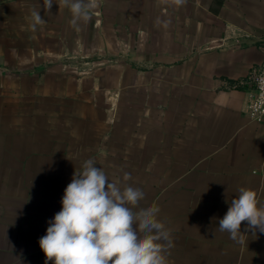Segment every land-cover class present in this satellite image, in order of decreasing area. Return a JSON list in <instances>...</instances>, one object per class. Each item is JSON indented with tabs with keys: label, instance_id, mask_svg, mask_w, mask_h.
Instances as JSON below:
<instances>
[{
	"label": "crops",
	"instance_id": "1",
	"mask_svg": "<svg viewBox=\"0 0 264 264\" xmlns=\"http://www.w3.org/2000/svg\"><path fill=\"white\" fill-rule=\"evenodd\" d=\"M88 2L74 26L68 0H0V264H45L39 239L89 158L118 184L136 167L168 264H264V233L218 228L242 187L264 206V123L232 88L264 62V0Z\"/></svg>",
	"mask_w": 264,
	"mask_h": 264
},
{
	"label": "clouds",
	"instance_id": "2",
	"mask_svg": "<svg viewBox=\"0 0 264 264\" xmlns=\"http://www.w3.org/2000/svg\"><path fill=\"white\" fill-rule=\"evenodd\" d=\"M51 8L53 0H45ZM71 24L87 22L96 5L88 0H68ZM35 28L44 23L39 11L31 13ZM264 80V77H261ZM131 172L124 174L128 181ZM143 183L120 184L108 179L103 168L93 159L84 161L82 171L75 173L61 199L62 208L48 221L46 235L39 239L45 264H168L167 252L172 247L170 231L158 219L156 203L137 207L148 194ZM246 231L264 233V206L257 193L240 188L230 202L219 230L243 243L241 223Z\"/></svg>",
	"mask_w": 264,
	"mask_h": 264
},
{
	"label": "built area",
	"instance_id": "3",
	"mask_svg": "<svg viewBox=\"0 0 264 264\" xmlns=\"http://www.w3.org/2000/svg\"><path fill=\"white\" fill-rule=\"evenodd\" d=\"M264 62L252 68L247 75V80L233 84V89L248 87L245 102V114L253 122L264 123Z\"/></svg>",
	"mask_w": 264,
	"mask_h": 264
},
{
	"label": "rangeland",
	"instance_id": "4",
	"mask_svg": "<svg viewBox=\"0 0 264 264\" xmlns=\"http://www.w3.org/2000/svg\"><path fill=\"white\" fill-rule=\"evenodd\" d=\"M98 168H100V167H98ZM101 168H103V167H101ZM135 168L136 167H134V168H132V167H118V179H119V184H120L122 189H123V187L125 186L126 183H131L130 179L128 181H124L123 180L124 174L127 173V172H131L132 176H133V171H134ZM103 170H104V168H103ZM106 175H108V173H106ZM138 175L140 177V175H141L140 171L138 172ZM137 207H142V201L139 204H137Z\"/></svg>",
	"mask_w": 264,
	"mask_h": 264
}]
</instances>
